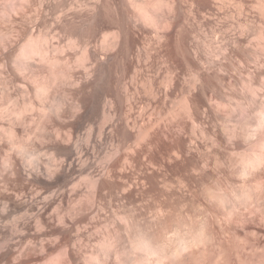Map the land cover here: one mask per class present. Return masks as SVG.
<instances>
[{
	"label": "bare ground",
	"instance_id": "obj_1",
	"mask_svg": "<svg viewBox=\"0 0 264 264\" xmlns=\"http://www.w3.org/2000/svg\"><path fill=\"white\" fill-rule=\"evenodd\" d=\"M18 3L0 264H264V0ZM104 203L122 230L96 240Z\"/></svg>",
	"mask_w": 264,
	"mask_h": 264
},
{
	"label": "rangeland",
	"instance_id": "obj_2",
	"mask_svg": "<svg viewBox=\"0 0 264 264\" xmlns=\"http://www.w3.org/2000/svg\"><path fill=\"white\" fill-rule=\"evenodd\" d=\"M2 1V2H1ZM8 1V2H7ZM13 1V2H12ZM15 0H0V10L1 9H6V8H8V7H10L11 6V4L13 5V3L14 4H16V3H18V1H15ZM4 2V3H3ZM7 4H6V3ZM11 3V4H10ZM19 3H20V0H19ZM18 3V4H19ZM4 4V6L6 7H4V6H2ZM1 15V14H0ZM3 15V14H2ZM0 16L1 17V19H0V30H1V32L2 33H4V29L7 27V25L9 24L10 25V22L8 23V24H6L7 23V20L8 19H6L7 17H5V15L4 16ZM5 18V19H4ZM3 20H5V21H3ZM262 20V21H261ZM257 21V23H256V25L258 24V26H256V30H258V29H261V28H264V19H257L256 20ZM4 23V24H3ZM261 25V26H260ZM1 26H3V27H1ZM263 26V27H262ZM9 27V26H8ZM261 27V28H260ZM258 28V29H257ZM0 32V34H2ZM257 32V31H256ZM9 35V34H8ZM2 36V35H1ZM10 36V35H9ZM255 37L257 38L256 39V41L257 40H259L258 39V36H257V33H256V35H255ZM238 88H239V90H241V91H243V87H241L240 85L238 86ZM232 102H236V99L234 98V100H231ZM234 102V103H235ZM231 121H229L228 122V124H233L232 122L230 123ZM87 185H85V184H83L82 185V188H84V189H82V191L84 192L83 194L84 195H86V194H88V192H89V188L88 187H86ZM87 192V193H86ZM137 199H135V200H137V202L139 201V199H140V197H136ZM141 200V199H140ZM140 203V202H139ZM145 202L143 201L142 202V200H141V207H140V205L139 206H137V208H141V211H140V213H141V216L142 217H144V215H145V218L147 217V219L149 218H151V215L153 216V214L154 213H152V212H154L153 210L154 209H152L153 208V206H152V204H149L148 205V203L146 202L145 204H146V206H145V204H144ZM105 205H108L107 203H104V206H102V209L99 211V213L97 214V216H98V218L96 217V219H94V224H93V226L92 227H90L91 229V231H90V233L92 234V236L97 240L98 238L100 239V238H102V237H104V235H106L107 234V232L108 231H110V229H112V228H117L118 230L120 229V230H122L121 229V227L119 226L121 223L118 221V220H116V222H114L115 220H114V218H111V217H113V215L115 214L114 212H116V214H117V216L120 214V212H121V214L123 213V211L124 210H122L121 208H119L120 209V211H119V209H118V207H117V205L116 204H114L113 205V203H111L110 205H113V206H110L109 207V205H108V207H106ZM116 205V206H115ZM151 205V206H150ZM145 206V207H144ZM176 206V205H175ZM112 207V208H111ZM142 207H143V209H142ZM144 208H145V210H144ZM150 208H151V210H150ZM177 210H180V206L179 205H177L176 207H175ZM103 209H105V210H103ZM118 209V210H117ZM147 209V210H146ZM117 211H119L118 213H117ZM149 212H150V214H149ZM143 213V214H142ZM99 214H103L102 216L101 215H99ZM113 214V215H112ZM107 219H106V218ZM113 221H112V220ZM96 220H98V221H96ZM108 220V221H107ZM110 221H112V222H110ZM108 222H110V223H108ZM117 222H118V224H117ZM100 223V224H99ZM112 223H116V225L118 226H116L115 224H112ZM108 224V225H107ZM122 225V224H121ZM94 226H96L95 228H94ZM114 226V227H113ZM112 227V228H111ZM106 233V234H105ZM98 239V240H99ZM96 240H93L92 242H90L89 244H87V247L91 250H95L96 248L98 249V244H97V242H96ZM93 243V244H92ZM96 251V250H95ZM117 264V263H115V261H114V259L112 260V262H111V264Z\"/></svg>",
	"mask_w": 264,
	"mask_h": 264
}]
</instances>
